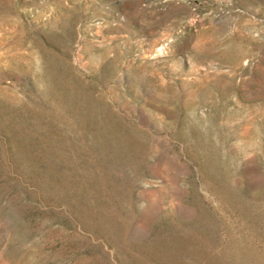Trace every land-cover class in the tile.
<instances>
[{
  "label": "rangeland",
  "instance_id": "1",
  "mask_svg": "<svg viewBox=\"0 0 264 264\" xmlns=\"http://www.w3.org/2000/svg\"><path fill=\"white\" fill-rule=\"evenodd\" d=\"M0 259L264 264V0H0Z\"/></svg>",
  "mask_w": 264,
  "mask_h": 264
},
{
  "label": "bare ground",
  "instance_id": "2",
  "mask_svg": "<svg viewBox=\"0 0 264 264\" xmlns=\"http://www.w3.org/2000/svg\"><path fill=\"white\" fill-rule=\"evenodd\" d=\"M166 83V82H165ZM174 86V85H173ZM161 87V86H160ZM174 87H176V86H174ZM162 88L164 89L163 91V95H166V96H168V95H173L174 94V90L172 89V87L171 86H169L167 83L166 84H162ZM162 88H161V91H162ZM160 89V88H159ZM157 92V91H156ZM139 95V94H138ZM159 95H160V92H159ZM146 96V95H145ZM157 96H158V94H157ZM161 96V95H160ZM140 97V96H139ZM162 97V96H161ZM160 97V98H161ZM174 97V96H173ZM138 98V97H137ZM164 98H165V96H164ZM163 98V99H164ZM149 99V98H148ZM173 99V98H172ZM175 99V98H174ZM156 100H158V99H156ZM162 100V99H161ZM169 101V100H168ZM147 101H145V103H146ZM157 102V101H156ZM164 102V101H163ZM154 103V102H153ZM152 103V104H153ZM159 103V102H158ZM157 104V103H156ZM164 105V104H163ZM190 105V104H189ZM191 106V105H190ZM193 106V105H192ZM161 107V106H160ZM153 108H154V106H153ZM188 109V108H187ZM156 110V109H155ZM159 112H160V110H159ZM246 130V129H245ZM175 132H176V130H175ZM174 132V133H175ZM244 132V131H243ZM242 132V133H243ZM123 133V132H122ZM125 133L126 132H124V139L123 140H125ZM241 133V134H242ZM131 135V134H130ZM129 135V136H130ZM122 136V135H121ZM199 136V135H198ZM243 136V135H242ZM248 136V135H247ZM197 137V136H196ZM249 137V136H248ZM131 138V137H130ZM134 138V137H133ZM199 139H200V137H199ZM195 140V139H194ZM198 140V139H197ZM126 141H131V140H126ZM135 141V140H134ZM140 141H142V140H140ZM139 141V142H140ZM143 142V141H142ZM199 143V142H198ZM247 143V142H246ZM133 144V143H132ZM244 144V143H243ZM131 145V144H130ZM138 145V144H137ZM142 145V144H141ZM190 145H192V144H190ZM196 145V144H195ZM200 145V144H199ZM203 145V144H202ZM202 145H201V147L200 148H202ZM205 145V144H204ZM207 145V144H206ZM135 146V145H134ZM139 146V145H138ZM198 146V145H197ZM143 147H145V146H143ZM189 147V146H188ZM194 147V146H193ZM209 147V146H208ZM195 149V148H194ZM198 149V148H197ZM209 149V148H208ZM186 150V149H185ZM140 151V150H139ZM143 151V150H142ZM141 151V152H142ZM187 151V150H186ZM193 151V150H192ZM196 151V150H195ZM206 151V150H205ZM209 151H210V149H209ZM144 152V151H143ZM194 152V151H193ZM200 152H202V151H200ZM137 153V152H136ZM208 153V152H207ZM206 153V154H207ZM193 154V153H192ZM202 154V153H201ZM209 154V153H208ZM210 154H213V152L212 153H210ZM140 155V154H139ZM141 155H143V154H141ZM140 155V156H141ZM145 155V154H144ZM190 155V154H189ZM210 156V155H209ZM193 157V156H192ZM203 157V156H202ZM205 157V156H204ZM201 158V157H200ZM215 158V157H214ZM139 159V161H140V158H138ZM202 159V158H201ZM142 160V159H141ZM211 160V159H210ZM204 161V160H203ZM206 161V160H205ZM214 161V160H213ZM212 161V162H213ZM196 162V161H195ZM199 162V161H198ZM211 162V163H212ZM207 163V162H206ZM198 164V163H197ZM208 164H210V163H208ZM208 164H207V166H208ZM206 165V164H205ZM204 166V165H203ZM206 166V167H207ZM201 167H202V165H201ZM209 168H210V166H209ZM201 169V168H200ZM211 169H213V168H211ZM208 170V169H207ZM216 170V169H215ZM203 171H205V170H203ZM208 172V171H207ZM206 174V173H205ZM206 179V178H205ZM208 179V178H207ZM206 179V180H207ZM208 181V180H207ZM224 185V184H223ZM210 186V185H209ZM223 190V189H222ZM226 191V190H225ZM229 191V190H228ZM220 194V193H219ZM234 197V196H233ZM229 199V198H228ZM236 199H238V198H236ZM241 200V199H240ZM234 201H235V199H234ZM242 201V200H241ZM262 202H263V200H262ZM230 204V203H229ZM243 204V203H242ZM247 204V203H246ZM232 205V204H231ZM234 205H235V203H234ZM237 205V204H236ZM246 206V205H245ZM233 208V207H232ZM236 247V246H235ZM5 249V248H4ZM243 249V248H242ZM230 250V249H229ZM246 250V249H245ZM248 250V249H247ZM3 251V250H2ZM4 251H6V250H4ZM3 254V253H2ZM251 254V253H250ZM247 255H248V252H247ZM236 256V255H235ZM248 259V258H247ZM247 261H249V260H247ZM245 259H242L240 262H241V264H246V263H248ZM0 264H9L5 259H0Z\"/></svg>",
  "mask_w": 264,
  "mask_h": 264
}]
</instances>
